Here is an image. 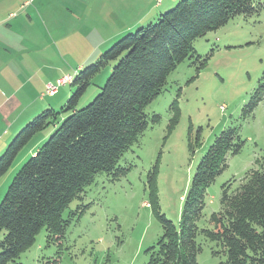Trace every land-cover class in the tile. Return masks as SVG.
Here are the masks:
<instances>
[{
	"label": "rangeland",
	"instance_id": "374dc122",
	"mask_svg": "<svg viewBox=\"0 0 264 264\" xmlns=\"http://www.w3.org/2000/svg\"><path fill=\"white\" fill-rule=\"evenodd\" d=\"M25 1L31 4L29 8L24 6L22 11L21 8L14 11L10 19L28 9L35 16L27 24L28 30L18 26L14 32L23 37H29L32 31L43 33L40 36L50 43L53 52L45 57L38 50L34 51L36 59L29 68L38 69L36 72L41 73L42 78L50 80L48 84L55 85L61 75L66 76L53 95H48L45 89L41 95L34 91L20 113L9 120V124L1 126L0 155L17 133L41 112L47 109L57 112L65 106L74 92L73 77L81 69L95 63L119 39L153 23L179 0H147L152 4L144 8L143 21H134L140 12L133 16L123 10L112 18L111 26L103 28L98 27L96 19L105 21L106 18L98 16L99 9L93 8L95 0L93 4H83L85 10L82 4L76 3L79 11H72V20L66 17L60 21V29L66 34L63 41L55 38L62 33L59 28L32 4L33 1L37 4L36 0H16L20 5ZM252 1V14L236 16L194 43L195 55L177 66L163 91L145 108L147 128L120 158L117 169L111 174H97L80 198L64 211L62 218L67 226L63 236L52 237L42 229L34 244L10 264H51L53 261L58 264H147V250L155 246L163 234L147 204L148 175L155 163L159 161L156 182L160 210L167 220L177 224L197 165L222 132L236 129L241 149L227 156L226 169L207 189L206 205L197 223L196 242L201 251L196 264H226L225 254L206 240L200 230L208 227L210 215L220 210L224 185L229 183L231 192L241 184L246 172L264 171V0ZM55 3L62 8V3ZM126 23L129 27L115 39L114 30ZM112 38L115 40L96 54V48ZM18 55L14 52L12 57ZM202 62L204 66L200 67ZM111 69L112 65L106 67L91 80L76 110L91 103ZM2 79L0 77V87L6 94L9 89ZM257 93L259 100L249 109ZM173 103L179 108L180 118L168 133ZM69 115L70 112L62 114L57 125ZM153 117H157V121L153 122ZM57 125L36 134L20 151L0 179V202L13 177L31 157V151L39 149Z\"/></svg>",
	"mask_w": 264,
	"mask_h": 264
},
{
	"label": "trees",
	"instance_id": "16d2710c",
	"mask_svg": "<svg viewBox=\"0 0 264 264\" xmlns=\"http://www.w3.org/2000/svg\"><path fill=\"white\" fill-rule=\"evenodd\" d=\"M253 7L252 0L177 1L153 23L119 39L95 63L81 69L73 77L74 92L62 109L44 110L17 133L0 155V179L36 134L57 125L61 115L70 112L21 166L0 202V264L14 262L44 228L52 237L63 236L64 211L97 174L117 169L120 158L147 128L145 108L163 91L177 66L195 55L194 43L234 17L252 14ZM110 65L100 92L76 110L91 80ZM259 97L257 93L249 109ZM171 111L168 133L180 118L176 103ZM240 149L236 129L216 138L195 169L177 224L160 210L159 161L155 163L148 175L147 204L163 234L147 250V264H196L201 251L197 223L206 205V191L226 169L227 156ZM229 190V183L223 186L220 210L210 215L208 227L200 233L225 254L226 264H264V171L246 172L241 184Z\"/></svg>",
	"mask_w": 264,
	"mask_h": 264
},
{
	"label": "crops",
	"instance_id": "0c3cea01",
	"mask_svg": "<svg viewBox=\"0 0 264 264\" xmlns=\"http://www.w3.org/2000/svg\"><path fill=\"white\" fill-rule=\"evenodd\" d=\"M36 1L37 4H35L34 1L32 2L34 7H37V9H39L40 11H44L48 21L51 22L55 26V28L57 27L61 31V19H65L66 17L68 19H71L73 13L72 11H79V6L76 3L82 4V10H85L86 7H83V4H93L94 0ZM55 2L62 3L63 5L60 6L62 8L59 9ZM99 2L100 0H95L93 8L95 10H97V8L99 9L98 16L103 15L106 18L105 21L96 19V21H98L97 24L99 28H103L107 25L111 26L113 24L112 18L116 15L121 14L123 10L127 14L129 12L130 14L133 13V16H136L140 12L138 18L134 17V21H143L144 8L152 4L147 2V0H102L100 3ZM27 3L29 2L25 1L20 5L16 2V0H0V77H3V83L5 84L7 89H9L7 91L8 93L5 94L3 92L6 91H4L2 87H0V131L1 126H4V124H9V120L20 113V109L23 107L24 102H28L31 99L34 91H39V95H41L43 90L45 89L46 84L50 83V80L47 77L42 78L41 73L36 72V70L38 69L29 68L31 65H33L34 59H36L33 55L34 51L38 50V53L43 54L45 57H48L53 53L50 49V43L43 40L42 36H40L43 33L32 31L29 37H23L21 35H18L17 32H14V29L18 26H21L22 30L29 29V27L26 26L29 21L35 16L32 14V10L28 9L26 12H22V14L20 15L21 17L18 16L19 19L17 16L15 17V19H10L11 15L14 14V11L20 8L22 11V7L24 6H26L25 9L29 8L31 4L27 5ZM24 15H26V17ZM119 27L114 30V34L116 33L115 39L117 38V36H120L124 30H126L125 28L129 27V23H126L125 25L121 24ZM53 29L54 28H52V30ZM61 32L62 33L57 34L55 38L57 40L59 39L63 41L65 40L66 34L63 31ZM115 39L112 38L106 41L104 45L98 48V50L96 48V54L101 53L104 46H109ZM14 52L16 54H19L16 58L12 57V54ZM49 52H51V54H49ZM94 54L91 55L90 58H93ZM40 69L42 71V68ZM64 76L66 75H61L57 80L63 78ZM10 125L12 126L11 123ZM35 151L32 150L31 155H33Z\"/></svg>",
	"mask_w": 264,
	"mask_h": 264
},
{
	"label": "built area",
	"instance_id": "2783aa9c",
	"mask_svg": "<svg viewBox=\"0 0 264 264\" xmlns=\"http://www.w3.org/2000/svg\"><path fill=\"white\" fill-rule=\"evenodd\" d=\"M63 83H64V79L62 78L60 80H57L55 85H53V84H47L45 86V92L48 95H53L56 92V90H57V86H59V85H61Z\"/></svg>",
	"mask_w": 264,
	"mask_h": 264
},
{
	"label": "bare ground",
	"instance_id": "6f19581e",
	"mask_svg": "<svg viewBox=\"0 0 264 264\" xmlns=\"http://www.w3.org/2000/svg\"><path fill=\"white\" fill-rule=\"evenodd\" d=\"M60 80V79H59Z\"/></svg>",
	"mask_w": 264,
	"mask_h": 264
}]
</instances>
